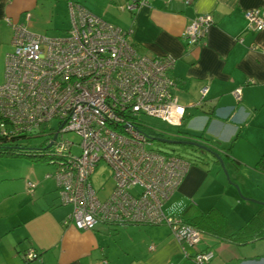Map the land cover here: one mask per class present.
<instances>
[{
    "label": "crops",
    "instance_id": "obj_1",
    "mask_svg": "<svg viewBox=\"0 0 264 264\" xmlns=\"http://www.w3.org/2000/svg\"><path fill=\"white\" fill-rule=\"evenodd\" d=\"M186 1L150 0L129 13L117 8L118 0H0V82L12 49L5 20L63 38L69 3L128 32L139 54L172 57L174 94L185 107L177 133L184 142L200 137L213 155L189 162L161 210L197 228L201 215L214 211L195 245L178 242L164 225L99 224L77 230L62 224L70 207L59 204L54 180L43 177L50 168L26 159L20 186L0 189V264H22L28 250L37 255L28 264H195L192 257L203 251L214 254L208 264H264V238L252 237L264 231V174L255 170L264 151V29L249 30L244 17L247 10L264 11V0ZM198 14H210L213 23L198 45H189L183 32ZM237 88L239 100L233 96ZM27 182L36 184L33 191L28 192ZM255 214L259 229L232 236Z\"/></svg>",
    "mask_w": 264,
    "mask_h": 264
},
{
    "label": "built area",
    "instance_id": "obj_2",
    "mask_svg": "<svg viewBox=\"0 0 264 264\" xmlns=\"http://www.w3.org/2000/svg\"><path fill=\"white\" fill-rule=\"evenodd\" d=\"M118 1L121 12L135 13L150 0ZM68 12L69 29L63 38L35 34L5 20L12 29V49L5 55L0 85V137H48L47 163L53 170L45 178L54 180L60 204L70 207L63 225L77 230L99 224L164 225L178 242L197 244L200 230L161 210L190 164L148 148L159 135L142 119L180 126L185 107L174 94V59L139 54L128 32L78 3H69ZM244 17L249 30L264 29V11L247 10ZM212 23L210 14L194 16L183 39L198 45ZM206 92L201 89V98ZM233 96L239 100V88ZM52 122L56 128L47 132ZM67 133L78 141L65 139ZM100 163L109 167L113 180L104 199L90 182ZM26 186L31 192L36 184ZM36 256L28 250L22 264ZM213 257L212 251L197 252L192 261L208 264Z\"/></svg>",
    "mask_w": 264,
    "mask_h": 264
},
{
    "label": "rangeland",
    "instance_id": "obj_3",
    "mask_svg": "<svg viewBox=\"0 0 264 264\" xmlns=\"http://www.w3.org/2000/svg\"><path fill=\"white\" fill-rule=\"evenodd\" d=\"M2 82L0 83L2 84ZM142 119L148 126L155 129L157 131V135H159L154 136V140L151 141V145L148 148L180 157L188 162H192L194 160L198 161L200 157L206 156V152H202L191 145L164 143L158 141L157 139L167 140L169 142H184V140H182L178 135L177 128L169 126L165 123H161L156 119L145 117ZM52 127L56 128L55 122H52L50 125H48L46 129L47 132ZM64 138L73 142L78 141V138L71 133L64 134ZM47 139V136L39 134L37 136H32V138L20 139L17 141V143L22 148L41 149L46 146ZM78 151L79 150L77 148L73 149L74 154H77ZM26 159L27 158L16 156H0V179H4V181L1 182L0 189H3L4 191H13V189L20 186L19 181L25 180L24 172L26 170ZM45 163L46 162L44 160H38L39 166L42 168H50V171H52L53 166L45 165ZM45 175L46 174H43V177H45ZM20 176L22 179H20ZM90 182L99 199H104L106 196H108L113 188V180L111 179V171L109 167L104 163H100L91 174Z\"/></svg>",
    "mask_w": 264,
    "mask_h": 264
},
{
    "label": "trees",
    "instance_id": "obj_4",
    "mask_svg": "<svg viewBox=\"0 0 264 264\" xmlns=\"http://www.w3.org/2000/svg\"><path fill=\"white\" fill-rule=\"evenodd\" d=\"M28 138H32V136H14L11 138L0 137V156L24 157V158H27V159L32 160V161H38V160L43 161L44 160L47 163V160L50 157L48 155V149L46 148V146L44 148H41V149L22 148L17 143V141H19L20 139H28ZM188 139H189V141L195 142L197 144H200L199 142L201 140L200 137H195V136L192 138H188ZM205 145H206V143H205ZM205 145H203V146H205ZM207 149H209V148H207ZM255 170L264 174V151L259 156V158L255 164ZM213 212L209 211L208 213L202 214L200 217V219H202V220L199 222V227L197 228V226H196L195 228H197L200 231H202V228L206 229L208 227L207 220L209 221L210 218H212L211 216H212ZM204 220L206 222H204ZM258 224H259L258 216H256V214H255L244 226H242L240 229L233 231L232 236H242L246 233L252 234L254 227L256 229H259L257 226ZM200 227H201V229H200ZM252 237L264 238V231L258 230L256 232H254V235L252 234Z\"/></svg>",
    "mask_w": 264,
    "mask_h": 264
},
{
    "label": "water",
    "instance_id": "obj_5",
    "mask_svg": "<svg viewBox=\"0 0 264 264\" xmlns=\"http://www.w3.org/2000/svg\"><path fill=\"white\" fill-rule=\"evenodd\" d=\"M157 140L161 141V142H164V143H174V144H178L179 143V144L191 145V146L195 147L196 149H198V150H200L202 152H206V153L212 154V152L209 149H207L205 146H202V145L197 144L195 142H169L167 140H162V139H157ZM218 159H219L220 164L222 165L221 159L220 158H218Z\"/></svg>",
    "mask_w": 264,
    "mask_h": 264
}]
</instances>
